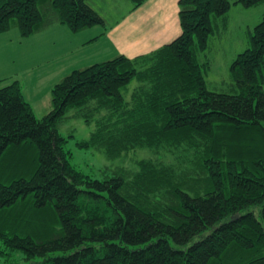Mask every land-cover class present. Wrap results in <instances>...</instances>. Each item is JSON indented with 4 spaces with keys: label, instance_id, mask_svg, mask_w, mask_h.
<instances>
[{
    "label": "trees",
    "instance_id": "1",
    "mask_svg": "<svg viewBox=\"0 0 264 264\" xmlns=\"http://www.w3.org/2000/svg\"><path fill=\"white\" fill-rule=\"evenodd\" d=\"M262 1L178 0L177 37L70 70L51 86L41 117L17 80L1 85L0 256L20 252L21 264H264V15L229 65L238 92L209 89V62L198 58L212 16ZM56 23L78 31L105 20L88 0H0V34L16 26L28 37ZM70 109L93 126L79 147L108 158L134 148L165 157L77 168L59 130Z\"/></svg>",
    "mask_w": 264,
    "mask_h": 264
},
{
    "label": "rangeland",
    "instance_id": "2",
    "mask_svg": "<svg viewBox=\"0 0 264 264\" xmlns=\"http://www.w3.org/2000/svg\"><path fill=\"white\" fill-rule=\"evenodd\" d=\"M90 2L96 11L102 13L105 27L111 26L128 9V5L125 3L119 5L117 0ZM263 15L264 1L249 7L232 4L225 14L211 17L213 32L208 36L205 50L198 52L199 60L209 62V68L204 74L209 89L231 93L239 91L236 85L231 84L233 81L229 74V65L237 53L248 47L249 31H252ZM84 29L71 31L66 26L56 23L28 37H21L16 26L0 34V79L5 78L6 82L17 79L37 116L41 117L44 113L39 106L40 101L46 102L44 105L48 109L50 88L65 73L73 68L93 63L99 58L97 56L103 59L109 55V49L105 46L90 43L91 40H88L95 36L93 29ZM81 57L82 61L79 62ZM55 68L59 69L53 70ZM46 69L51 70L45 73ZM40 71L41 77L38 80L35 74ZM52 74L55 75L52 77ZM31 78L37 79L36 88L30 84ZM134 85L135 82L132 81L128 89ZM35 94L38 101L40 97L39 104ZM72 110L64 115L59 130L67 137L66 148L71 150V161L77 168L90 172L103 165L121 164L134 167L139 159L151 158V153H156L162 159L165 157L162 151L134 148L123 152L119 157L108 158L102 150L94 146L79 147L77 142L87 139L93 126L84 122L82 117L72 116ZM253 210L255 213L258 211L257 207H253ZM8 253V256H0V264H7L4 257L10 259V262L13 260L16 264H21L20 252L11 250Z\"/></svg>",
    "mask_w": 264,
    "mask_h": 264
},
{
    "label": "crops",
    "instance_id": "3",
    "mask_svg": "<svg viewBox=\"0 0 264 264\" xmlns=\"http://www.w3.org/2000/svg\"><path fill=\"white\" fill-rule=\"evenodd\" d=\"M88 1L92 5L90 0ZM117 1L119 5H123L124 3L128 5V9L120 18L109 27H105L104 25L87 28L93 29V33H95V36L88 39L91 40L90 43L95 42L96 45H103L109 49V55L107 57L101 59L100 56H97L99 58L95 59L94 62L110 58L119 53L124 54L127 57L148 53L153 49L170 42L180 34L181 29L178 15V0H144L135 8L133 7L132 2H128L129 0ZM100 14L102 15V13ZM81 59L82 57L79 62L82 61ZM57 69L59 68L53 70ZM50 70L46 69L44 72L48 73ZM41 72L42 71L36 72L35 74L38 80H40ZM54 75L55 74H52L51 76L53 77ZM37 79L31 78L30 80V84H32L34 88L37 87ZM6 83L9 82H6V79L3 78V82L0 83V86ZM35 98L39 104L40 97L38 101L37 95L35 94ZM45 103L46 102L40 101L41 105L39 104L43 110H47L44 105Z\"/></svg>",
    "mask_w": 264,
    "mask_h": 264
}]
</instances>
